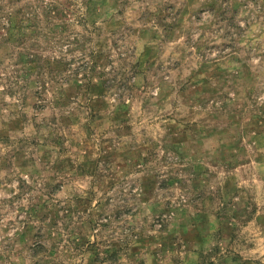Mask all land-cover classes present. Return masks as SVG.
Here are the masks:
<instances>
[{
    "label": "rangeland",
    "instance_id": "374dc122",
    "mask_svg": "<svg viewBox=\"0 0 264 264\" xmlns=\"http://www.w3.org/2000/svg\"><path fill=\"white\" fill-rule=\"evenodd\" d=\"M0 264H264V0H0Z\"/></svg>",
    "mask_w": 264,
    "mask_h": 264
},
{
    "label": "trees",
    "instance_id": "16d2710c",
    "mask_svg": "<svg viewBox=\"0 0 264 264\" xmlns=\"http://www.w3.org/2000/svg\"><path fill=\"white\" fill-rule=\"evenodd\" d=\"M20 57L22 56V54L19 55Z\"/></svg>",
    "mask_w": 264,
    "mask_h": 264
}]
</instances>
